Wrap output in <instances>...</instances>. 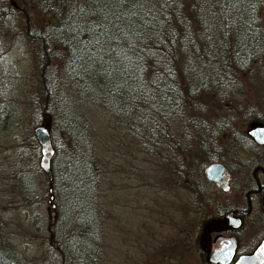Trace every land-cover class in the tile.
<instances>
[{"label":"trees","instance_id":"obj_1","mask_svg":"<svg viewBox=\"0 0 264 264\" xmlns=\"http://www.w3.org/2000/svg\"><path fill=\"white\" fill-rule=\"evenodd\" d=\"M52 3L45 7L55 25L41 27L26 0H0V23L8 14L22 21L34 46L32 99L39 114L33 124L48 125L53 147L50 180L38 166L40 183L52 195L40 261L99 264L105 245L99 196L110 147L101 149L94 125L114 126L123 146L157 158L164 167L158 177L203 203L204 165L228 164L240 125L257 118L254 103L236 90L237 76L264 48V0ZM255 81L263 98L264 73ZM221 136L227 141L217 146ZM30 141L38 147L33 135ZM17 178L27 194L26 171ZM1 233L0 264H21Z\"/></svg>","mask_w":264,"mask_h":264},{"label":"rangeland","instance_id":"obj_2","mask_svg":"<svg viewBox=\"0 0 264 264\" xmlns=\"http://www.w3.org/2000/svg\"><path fill=\"white\" fill-rule=\"evenodd\" d=\"M53 1L58 0H26L31 18L39 19L41 27L55 25L45 7ZM2 20L0 138L4 139H0V233L20 253L21 264H44L40 260L46 257L50 201L40 183L38 147L30 141L33 121L39 114L32 99L37 86L35 50L20 25L22 21L18 23L10 14ZM250 64L251 69L237 76L240 86L236 96L244 93L254 103L260 94L255 80L264 73V48ZM41 117L48 119L47 114ZM94 126L101 149L110 147L109 176L103 181L104 190L99 196L104 209L102 243H105L99 264H155L159 259H170L179 250H187L186 244L207 211L206 204L193 199L183 186L158 177L164 167L157 158L123 146L118 141L123 140L121 133L107 121ZM224 140V136L218 138L217 146ZM197 164L192 166L194 173L198 172ZM19 170L26 171L30 183L25 195L17 178ZM200 181L207 186L205 179Z\"/></svg>","mask_w":264,"mask_h":264},{"label":"flooded vegetation","instance_id":"obj_3","mask_svg":"<svg viewBox=\"0 0 264 264\" xmlns=\"http://www.w3.org/2000/svg\"><path fill=\"white\" fill-rule=\"evenodd\" d=\"M252 110L257 118L240 125L228 164L213 160L223 164V179L205 178L207 186L201 185L207 211L187 250L155 264H264V141L247 132L252 125L264 126V97L254 100Z\"/></svg>","mask_w":264,"mask_h":264},{"label":"water","instance_id":"obj_4","mask_svg":"<svg viewBox=\"0 0 264 264\" xmlns=\"http://www.w3.org/2000/svg\"><path fill=\"white\" fill-rule=\"evenodd\" d=\"M32 135L36 140L38 145V166L45 173L48 180L51 178V173L49 170L50 158L53 154V147L50 140L49 129L46 123H37L32 127ZM248 134H250L256 141H264V126L260 124H255L247 129ZM204 177L209 180L220 182L224 176V166L219 161L208 162L203 168ZM50 191V184L47 187ZM52 195L49 193L47 201H50ZM53 206V203H50ZM232 249L230 248L228 254H231ZM250 258V255L243 256L242 258ZM235 264V263H234Z\"/></svg>","mask_w":264,"mask_h":264}]
</instances>
